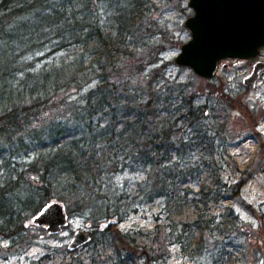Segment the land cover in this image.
<instances>
[{
    "label": "rangeland",
    "instance_id": "rangeland-1",
    "mask_svg": "<svg viewBox=\"0 0 264 264\" xmlns=\"http://www.w3.org/2000/svg\"><path fill=\"white\" fill-rule=\"evenodd\" d=\"M92 8L104 25L121 34L120 43L114 45L117 64L128 62L136 71L145 60L155 61L131 80L114 86V94L143 95L152 86L162 98L172 95L175 107L183 97L193 100L194 110L208 129L207 143L202 149L175 152L173 158L165 160L168 172L177 176L176 204L163 196L148 200L138 188L140 181L149 178L148 173L123 171L111 175L109 182L119 188V193H133L137 198L110 229H100V223L108 218L102 215L106 205L102 199L74 212L68 207L70 224L56 235L46 227H25L24 221L35 212L19 207L14 213L15 225L0 228V264H70L79 258L83 264H96L95 251L102 256L103 251L114 255L125 250L120 239L126 235L140 245L153 241L163 245L162 258L153 264H264V71L255 88L244 83L254 64L264 61V49L257 58L222 60L216 75L207 79L174 63L181 45L191 39L185 26L194 14L189 0H93ZM123 23L127 27L121 31L118 26ZM74 49L59 53L67 56ZM55 54L42 59L41 64L53 60ZM111 70L109 66L107 71ZM95 84L73 97L85 95ZM9 155H0V184L13 180L9 188L17 193L29 186L31 172L20 178L17 174L35 160L36 154L28 149ZM172 178L166 179L167 183ZM160 215L162 219L157 220ZM88 222L91 228H87ZM80 228L91 232L94 241L70 251V239ZM137 260L143 262L144 258Z\"/></svg>",
    "mask_w": 264,
    "mask_h": 264
},
{
    "label": "trees",
    "instance_id": "trees-1",
    "mask_svg": "<svg viewBox=\"0 0 264 264\" xmlns=\"http://www.w3.org/2000/svg\"><path fill=\"white\" fill-rule=\"evenodd\" d=\"M92 6L93 0H0V155L28 149L36 154L17 174L31 172L27 188L11 193L13 180L0 184L1 229L15 225L19 207L37 212L54 196L71 212L102 199V215L123 216L137 198L109 182L123 171L148 173L138 188L149 201L163 196L176 204L177 176L168 172L165 160L207 143L208 129L193 100L183 97L175 107L172 95L162 98L152 86L143 95L114 94V86L155 61L145 60L136 71L128 62L117 64L114 49L121 34L104 25ZM47 47L46 54L37 55ZM71 47L72 54L60 55ZM53 53V60L41 64ZM95 82L85 95L73 97ZM122 199L130 200L122 204ZM120 240L125 250L102 256L95 251L93 263L153 264L162 258L163 245L156 241L140 245L127 235ZM76 260L70 264H83Z\"/></svg>",
    "mask_w": 264,
    "mask_h": 264
},
{
    "label": "water",
    "instance_id": "water-1",
    "mask_svg": "<svg viewBox=\"0 0 264 264\" xmlns=\"http://www.w3.org/2000/svg\"><path fill=\"white\" fill-rule=\"evenodd\" d=\"M194 14L185 21L191 39L181 45L174 63L191 68L196 74L210 79L216 75L220 62L226 58H257L264 49V0H189ZM264 71V61L254 64L244 83L255 88ZM71 214L67 203L52 197L34 214L24 221L25 227H46L50 234L64 231L70 224ZM113 216L100 223L106 230L117 224ZM92 223H87L91 228ZM93 240L91 232L84 229L74 231L68 249L76 251Z\"/></svg>",
    "mask_w": 264,
    "mask_h": 264
}]
</instances>
